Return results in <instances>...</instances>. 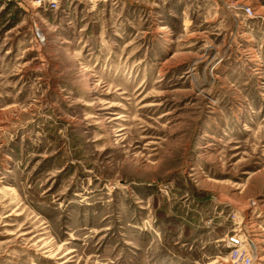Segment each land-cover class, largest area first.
Masks as SVG:
<instances>
[{
    "label": "rangeland",
    "instance_id": "374dc122",
    "mask_svg": "<svg viewBox=\"0 0 264 264\" xmlns=\"http://www.w3.org/2000/svg\"><path fill=\"white\" fill-rule=\"evenodd\" d=\"M0 264H264V0H0Z\"/></svg>",
    "mask_w": 264,
    "mask_h": 264
},
{
    "label": "built area",
    "instance_id": "2783aa9c",
    "mask_svg": "<svg viewBox=\"0 0 264 264\" xmlns=\"http://www.w3.org/2000/svg\"><path fill=\"white\" fill-rule=\"evenodd\" d=\"M9 1H20V2H29L30 1V2H33L36 5L41 6L43 8H45V7H56L57 6V0H9ZM242 11L244 12V14L246 16L251 17V18L254 17L255 12L251 8V6L246 5V7H244V8L242 7ZM34 34H35V38L38 42L44 41L43 34L38 28L35 29ZM232 241L235 243H239L240 240L236 237H232Z\"/></svg>",
    "mask_w": 264,
    "mask_h": 264
}]
</instances>
